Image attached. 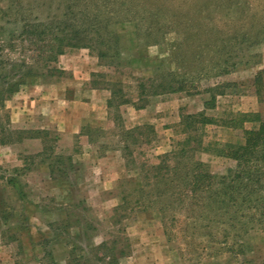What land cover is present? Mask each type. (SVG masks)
I'll return each mask as SVG.
<instances>
[{
  "label": "rangeland",
  "instance_id": "1",
  "mask_svg": "<svg viewBox=\"0 0 264 264\" xmlns=\"http://www.w3.org/2000/svg\"><path fill=\"white\" fill-rule=\"evenodd\" d=\"M246 1L255 12L254 22L263 26L264 0H233L228 12L219 7L205 15L222 10L227 19L239 18L247 11ZM59 4L0 0V264H264V220L254 209L257 217L249 224H230L227 216L211 218L187 205L179 208L177 201L171 207L178 208L164 212L159 204L130 209L133 196L129 205L122 204V195L142 183L133 167L158 163L184 135L178 133L181 113L205 110L217 121L205 126V143L243 141L241 129L224 121L237 112L264 117V72L261 99L253 84L255 73L264 70V42L252 48L257 56L250 64L241 61L228 74L202 78L199 93L137 101V79L149 77V67L167 56L174 34L142 50L128 65L107 67L87 48H67L55 64L66 68L50 72L48 63L30 49L21 25L37 15L58 13ZM229 21L217 22L232 25ZM118 30L134 48L133 23L123 22ZM245 50L249 57L247 46ZM94 72L105 77L92 76ZM217 80L235 82L237 93L216 96L214 107L205 109L209 95L202 89ZM93 81H120L127 97L142 106L109 108L110 91L94 87ZM146 125L153 129L151 141L139 131L128 136L134 164H127L124 131ZM198 157L215 174L235 167L228 158L204 152ZM102 242H107L104 250L98 249Z\"/></svg>",
  "mask_w": 264,
  "mask_h": 264
},
{
  "label": "trees",
  "instance_id": "2",
  "mask_svg": "<svg viewBox=\"0 0 264 264\" xmlns=\"http://www.w3.org/2000/svg\"><path fill=\"white\" fill-rule=\"evenodd\" d=\"M59 3L58 13L37 15L30 23L23 20L21 25V34L26 36L25 40L32 46L30 49L37 52V59L48 63L50 72L62 73L55 64L67 48H87L107 67L128 65L142 50L160 45L168 33L174 34L167 56L160 57L149 67V77L137 79V101L165 93H199L202 78L208 81L228 74L241 61L250 64L257 56L252 48L264 42V25L254 22L255 12L248 1L244 15L233 19L223 17L222 10L211 17L205 15L208 10L219 7L228 12L233 0H59ZM218 20H231L232 25H221ZM123 22L133 23L134 48L118 30ZM127 54L128 59L124 57ZM263 72L259 69L253 79L259 99L262 98ZM92 76L105 77L98 72ZM92 85L110 91L109 108L123 104L142 106L127 97L120 81L101 85L93 81ZM236 85L233 81L217 80L203 88L209 95L204 108L214 107L216 96L237 93L233 91ZM11 90L13 87H9ZM216 122L205 110L181 113L178 133L184 135L174 142L170 151L159 156L158 163L133 167L142 183L138 189L122 195V204L129 205L128 198L133 196L130 209H150L159 204L158 210L164 212L167 207L175 209L187 205L211 218L227 216L230 222L245 224L257 217L251 212L254 209L264 220V117L260 112H237L224 122L228 127L241 129V143H205V126ZM245 122L253 126L247 129L243 126ZM135 131H139L146 142H150L153 135L150 125L124 131L125 138L121 141L125 155L129 156L127 164H134L126 141L128 136L134 138ZM203 152L231 159L235 167L225 174L212 173L209 164L198 157ZM9 183L18 190L16 182L9 179ZM176 201L178 207H171ZM106 244L100 243L98 249L104 250Z\"/></svg>",
  "mask_w": 264,
  "mask_h": 264
},
{
  "label": "crops",
  "instance_id": "3",
  "mask_svg": "<svg viewBox=\"0 0 264 264\" xmlns=\"http://www.w3.org/2000/svg\"><path fill=\"white\" fill-rule=\"evenodd\" d=\"M64 68H66V67H62V69H64ZM43 103V102H42Z\"/></svg>",
  "mask_w": 264,
  "mask_h": 264
}]
</instances>
